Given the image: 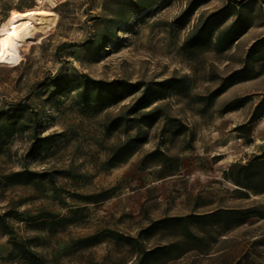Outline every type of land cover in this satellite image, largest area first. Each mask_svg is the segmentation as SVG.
I'll list each match as a JSON object with an SVG mask.
<instances>
[{
	"label": "rangeland",
	"instance_id": "1",
	"mask_svg": "<svg viewBox=\"0 0 264 264\" xmlns=\"http://www.w3.org/2000/svg\"><path fill=\"white\" fill-rule=\"evenodd\" d=\"M53 8L0 65V264H264V194L224 175L264 153V0Z\"/></svg>",
	"mask_w": 264,
	"mask_h": 264
},
{
	"label": "bare ground",
	"instance_id": "2",
	"mask_svg": "<svg viewBox=\"0 0 264 264\" xmlns=\"http://www.w3.org/2000/svg\"><path fill=\"white\" fill-rule=\"evenodd\" d=\"M58 1L38 0L36 8L15 10L10 25L0 32V65H14L21 59L25 44L41 41L54 24L56 12L53 7Z\"/></svg>",
	"mask_w": 264,
	"mask_h": 264
},
{
	"label": "trees",
	"instance_id": "3",
	"mask_svg": "<svg viewBox=\"0 0 264 264\" xmlns=\"http://www.w3.org/2000/svg\"><path fill=\"white\" fill-rule=\"evenodd\" d=\"M260 107L261 103L253 113L251 123H254L259 118L257 110ZM224 175L232 183L246 189L247 194H264V153L255 155L254 158L245 163H233L229 170L224 171ZM256 215L264 217V211Z\"/></svg>",
	"mask_w": 264,
	"mask_h": 264
}]
</instances>
